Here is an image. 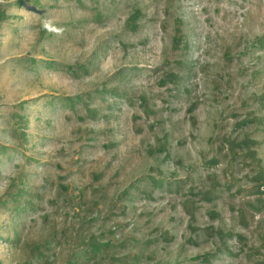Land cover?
<instances>
[{
    "label": "rangeland",
    "instance_id": "374dc122",
    "mask_svg": "<svg viewBox=\"0 0 264 264\" xmlns=\"http://www.w3.org/2000/svg\"><path fill=\"white\" fill-rule=\"evenodd\" d=\"M0 264H264V0H0Z\"/></svg>",
    "mask_w": 264,
    "mask_h": 264
}]
</instances>
